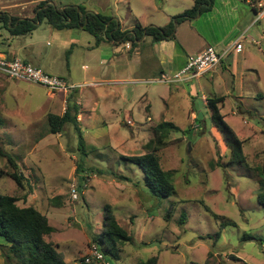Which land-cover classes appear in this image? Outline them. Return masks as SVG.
Segmentation results:
<instances>
[{"label": "rangeland", "instance_id": "374dc122", "mask_svg": "<svg viewBox=\"0 0 264 264\" xmlns=\"http://www.w3.org/2000/svg\"><path fill=\"white\" fill-rule=\"evenodd\" d=\"M41 1L0 0V14L34 18ZM239 2L242 10L250 12L246 3L259 1ZM54 3L59 9L82 6L113 18L121 30H131L137 25L164 27L191 9L194 0ZM11 6L25 11L16 12L18 8ZM193 21L177 25L175 45L186 52L203 47L189 27ZM196 25L210 35L209 24ZM2 26L0 50L29 47L28 63L78 86L72 94L51 93L41 85L0 74V152L4 155L0 154V195L16 197L20 207H34L47 216L55 231L46 240L58 247L67 264H81L89 255L92 237L103 230L108 208L132 236L120 259L111 264H138L153 257H158V264H264V206L259 202L264 181L256 171L264 167V38L250 46L260 60L249 61L254 71H246V100L240 104L235 98L240 92L238 80L233 86L227 72L223 77L228 87L193 81L172 95L170 85L150 83L160 77L157 73L135 63L122 64L121 58L114 57L112 44L93 48L95 38L87 32L59 31L44 21L31 34L13 37ZM262 28L264 23H259L253 33ZM144 55L151 58L148 45ZM72 95L80 107L87 147L84 173L77 170L83 153L73 127L66 126L62 134H47L49 115H63ZM215 96H227L221 111L244 141L248 165H231L229 149L220 133L212 130L211 112L203 98ZM201 114L203 122L197 118ZM164 121L181 130L171 131L167 146L158 153L163 170L174 175L176 190L170 197L155 198L145 187L143 171L124 157L145 155L155 127ZM8 156L24 176L23 188L7 176L13 172ZM79 174L89 178L79 201L73 202L71 188L79 186ZM203 204L217 217L208 214ZM247 234L262 242L243 241ZM0 244L8 246L3 238ZM7 251L0 248V264H7L3 255Z\"/></svg>", "mask_w": 264, "mask_h": 264}, {"label": "trees", "instance_id": "16d2710c", "mask_svg": "<svg viewBox=\"0 0 264 264\" xmlns=\"http://www.w3.org/2000/svg\"><path fill=\"white\" fill-rule=\"evenodd\" d=\"M215 0H194L191 9L176 15L164 27H143L137 25L132 30L122 31L113 18L99 13L90 12L82 6H67L63 9L56 7L54 0H42L36 9V15L32 19H20L7 13L0 14V24L13 37H23L34 32L44 21L52 28L64 30H83L95 38V43L100 46L103 43L121 45L131 43L137 46L138 42L150 38L153 44L176 41L177 25L195 20L198 16L209 13L213 10ZM162 74V73H161ZM160 74V75H161ZM76 92V91H75ZM73 99V95L67 100V107L63 115H49L47 134H62L66 126H72L78 136V144L81 149L80 163L77 170L84 173V154L87 147L83 129L79 121L80 107ZM225 97L207 98V108L211 112L212 127L220 133L224 144L230 151V164L248 165L247 157L244 154V141L241 140L233 128L226 122L221 112ZM204 121V117L199 120ZM171 131L181 130L173 122L164 121L154 129V139L146 145L147 153L142 156L124 157V160L138 166L145 174V187L155 198H167L175 193L174 175L163 170L158 153L167 146ZM79 149V150H80ZM2 156L3 153L0 152ZM13 172L7 173L19 188H23L24 176L19 172L17 164L11 157H7ZM93 172L90 168L89 173ZM95 171V170H94ZM264 181V167L256 170ZM81 175V174H79ZM89 177H79L78 189L82 192L83 184ZM119 179H122L119 177ZM16 197L0 195V238H3L8 246L0 244V248L7 249L4 258L7 264H67L58 247L46 240V237L54 233L47 216L34 207H20ZM259 202L264 206V186L262 187ZM172 206V205H171ZM205 211L217 217L204 205ZM185 218V216H183ZM184 224V221H181ZM94 245L111 264V260H119L122 247L132 242V236L126 229L121 227L115 215L107 209L104 219L103 230L99 235L92 237ZM243 241H261L253 235H245ZM262 242V241H261ZM81 264H86L81 260ZM94 264V263H91ZM138 264H158V257H153Z\"/></svg>", "mask_w": 264, "mask_h": 264}, {"label": "crops", "instance_id": "0c3cea01", "mask_svg": "<svg viewBox=\"0 0 264 264\" xmlns=\"http://www.w3.org/2000/svg\"><path fill=\"white\" fill-rule=\"evenodd\" d=\"M239 1L240 0H215L214 8L211 12L199 16L191 23L189 27L195 30L196 36L203 43V47L198 51L186 52L185 49L181 48L180 46V48L176 47L178 46L175 45L176 41L153 44L151 40L145 38L142 41L138 42V45L135 47L132 46L131 43L121 44L118 46L113 45L115 47V52L113 53L114 57L121 58L122 64H125V61H127V65H133L135 63L136 66H140L141 68L142 66H144V71H148L149 73H157L154 75H160L161 73L172 74L184 69L190 57L199 55L209 47H214L215 50L219 48V53L221 55H224L220 67L216 71L194 81H196L199 85H201V82L203 80H207L210 84L213 85L215 84V82H219V85H226L228 87L230 83L226 84V81L223 77L224 72H227L233 78V86H235V82H237L238 80L240 92L235 98L240 102V104H242V102H245L246 100V71H254L250 69L252 65L249 64V61L252 62L260 60L259 54L255 52L253 53L250 50V46H252L253 44L257 46V43H261V41L257 39H259V37L264 38V28H262L260 32L253 33V31L255 30L256 25H258L259 23H264V20L257 21L258 16L256 19L253 18L252 14L256 16V13L258 11L256 7H253L252 2L246 3V5H248L250 8L249 12L248 10H242V6L239 4ZM258 1L260 2L264 0ZM11 8H18V11L16 12L25 11V7L22 9L18 6L9 7V9ZM28 12L33 13V10ZM26 16L27 15L20 16L19 18H33V16ZM199 22H203L204 25L209 24V30L211 31L210 35L204 33L202 28H198L196 24H199ZM250 33L252 34L250 35ZM237 41H239L238 44L234 45ZM246 42H249V45L247 47ZM146 45L150 47V59L144 58V48L146 47ZM100 46H97L95 43L93 48H99ZM0 52L11 59H22L26 62H29L28 58L31 57V51L29 50V47L26 46H23L22 48H13L12 46H9L8 50H0ZM122 52L127 53L129 60L125 54H122ZM103 62L107 63V60L105 59ZM46 74H48V72ZM48 75H50V73ZM191 83L185 84L188 85ZM182 85L183 84L171 86L173 88L171 89L173 91L172 95L178 92L181 89L180 86ZM218 97H225V104L227 96ZM239 113L243 114L245 112L240 110ZM193 115L198 114L192 112V116ZM212 130L213 132H215V134H218L216 128H212Z\"/></svg>", "mask_w": 264, "mask_h": 264}, {"label": "built area", "instance_id": "2783aa9c", "mask_svg": "<svg viewBox=\"0 0 264 264\" xmlns=\"http://www.w3.org/2000/svg\"><path fill=\"white\" fill-rule=\"evenodd\" d=\"M257 9V21L264 20V1L254 5ZM240 40V39H239ZM237 41L234 45H237ZM224 55L217 53L215 48L209 47L203 53L189 58L187 65L179 72L167 74L163 73L157 79H151L150 83H160L166 85H178L188 83L192 80L199 79L209 73L216 71L222 62ZM0 74L12 80H22L33 84L41 85L51 93L69 94L77 86L68 85L60 78L50 76L43 70L24 62L21 59L10 60L0 53ZM129 124H131L129 122ZM77 186L72 185L71 200L79 201L80 195ZM96 261L98 263L109 264L105 261L103 254L96 245L90 249L89 255L85 258V263L90 264Z\"/></svg>", "mask_w": 264, "mask_h": 264}, {"label": "clouds", "instance_id": "9594fccd", "mask_svg": "<svg viewBox=\"0 0 264 264\" xmlns=\"http://www.w3.org/2000/svg\"><path fill=\"white\" fill-rule=\"evenodd\" d=\"M255 4H257V3H253L252 5H253V7H254V5ZM256 15H257V13H256ZM257 22V21H256ZM258 45L260 44V43H257ZM214 48V47H213ZM1 53V52H0ZM203 53V52H202ZM2 54V53H1ZM201 54V53H200ZM3 55V54H2ZM5 56V55H4ZM8 59H10V60H14V59H16V58H14V59H11V58H9V57H7ZM22 60V59H21ZM24 61V60H23ZM24 62H26V61H24ZM28 63V62H27ZM30 64V63H29ZM32 65V64H31ZM35 67V66H34ZM36 68H38V67H36ZM39 69H41V68H39ZM42 70V69H41ZM163 74V73H162ZM168 74V73H167ZM161 76V75H160ZM6 77V76H5ZM204 77V76H203ZM8 78V77H7ZM202 78V77H201ZM200 79V78H199ZM196 80H198V79H196ZM22 81V80H21ZM192 81H194V80H192ZM191 81V82H192ZM191 82H188V83H191ZM182 84H185V83H182ZM179 85V84H178ZM71 86H75V85H71ZM170 86H173V85H170ZM78 87V86H77ZM75 90L76 89H74L72 92H70L69 94H72L73 92H75ZM63 94V93H62ZM66 95V94H65ZM68 95V94H67ZM204 99V102L205 101H207V98H203ZM206 103V102H205ZM206 106H207V104H206ZM150 120V119H149ZM131 123V122H130ZM128 125H132V123L131 124H129V122L127 123ZM77 188H78V186H77ZM78 191H79V189H78ZM79 193H80V191H79ZM77 202V201H76ZM105 258V257H104ZM85 260V259H84ZM105 261L107 262V263H109L107 260H106V258H105ZM92 263V262H91ZM90 263V264H91ZM98 263V262H97ZM103 264V263H102ZM110 264V263H109Z\"/></svg>", "mask_w": 264, "mask_h": 264}, {"label": "water", "instance_id": "95a60500", "mask_svg": "<svg viewBox=\"0 0 264 264\" xmlns=\"http://www.w3.org/2000/svg\"><path fill=\"white\" fill-rule=\"evenodd\" d=\"M203 118V115L201 114V115H199V120H201Z\"/></svg>", "mask_w": 264, "mask_h": 264}]
</instances>
